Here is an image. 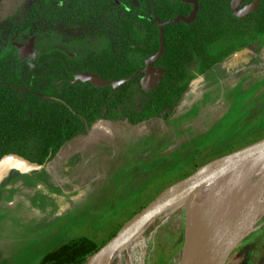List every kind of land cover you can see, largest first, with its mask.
<instances>
[{
  "label": "trees",
  "instance_id": "trees-1",
  "mask_svg": "<svg viewBox=\"0 0 264 264\" xmlns=\"http://www.w3.org/2000/svg\"><path fill=\"white\" fill-rule=\"evenodd\" d=\"M198 2L193 22L165 26L164 53L155 63L165 68L164 78L151 92L142 89V74L117 90L73 79L83 71L107 80L131 77L160 49L155 19L189 16L194 8L191 3L34 0L24 14L17 12L5 24L0 20V162L15 155L45 165L66 142L87 133L100 119L136 125L156 117L169 118L196 77L255 41H264V0L243 20L233 15L231 0ZM60 24L83 25L88 32L92 26V31L104 36L100 50L72 55L56 47V39L62 38L57 31ZM24 34L47 44L37 60L19 59L14 42L24 41ZM122 225L103 244L89 236L76 237L46 253L40 264H86Z\"/></svg>",
  "mask_w": 264,
  "mask_h": 264
},
{
  "label": "rangeland",
  "instance_id": "rangeland-1",
  "mask_svg": "<svg viewBox=\"0 0 264 264\" xmlns=\"http://www.w3.org/2000/svg\"><path fill=\"white\" fill-rule=\"evenodd\" d=\"M33 1H0V20L5 24L6 19L17 12L24 14ZM69 28L61 26L57 31L66 37L85 32L84 28ZM36 43L37 48L42 50L43 40L40 38ZM229 66L221 62L204 73L202 79L195 78L184 93L181 104L169 118L156 117L148 120V123L136 125L119 119L99 122L94 129L100 131L88 134L92 135L91 139L85 138L88 135H83L72 140V145L67 146V143L62 146L45 164L50 165L49 167L44 171L36 170V186L32 190L55 193L53 213L56 215L69 205L67 184L71 186L68 193L77 195L95 187L102 174L105 180L114 176L126 178L125 182L113 187L108 183V194H105L106 198L101 202L97 201L100 204H92L91 200L93 214L98 215L97 220L100 217L105 227L98 232L96 240L103 241L113 227H116L114 220L119 222L123 219L126 223L130 218L128 213L132 210L136 213L140 211L169 182L173 183L191 174L195 169L192 165L204 164V161L231 153L264 138V53L258 56L246 55L238 66H232L231 70L226 71L225 68ZM123 123L132 128L125 131ZM63 152L68 153V159L67 156L61 157ZM183 157L185 160L182 162ZM6 158L12 159L15 169L26 163L17 156H8L3 160ZM3 160L0 162V172ZM53 162L56 173L51 164ZM156 162H162L158 164V178L151 175ZM181 164V168H189L180 170ZM148 167L149 170L142 175L141 172ZM140 168H143L142 171ZM17 172L15 170L12 174ZM261 175L264 180L263 173ZM136 176L135 181H128ZM128 189H132V192L129 193ZM91 197L93 198V194ZM122 198L124 203L120 201ZM116 203L120 205L118 215L115 214ZM258 209L260 208L256 206L253 212ZM54 218L53 216L52 219ZM56 222L60 223V218L57 217ZM260 222H264V217ZM186 235V210L181 207L157 219L113 264H181ZM21 241L18 237L19 243L16 246L19 248L16 249L15 246L10 249V255L19 258L17 264H40L43 255L40 246L30 239ZM102 241L100 244L104 243ZM253 251H256L257 257L251 263L264 264V223L239 244L227 264H249ZM0 264L3 263L0 261ZM9 264L16 262L10 261Z\"/></svg>",
  "mask_w": 264,
  "mask_h": 264
},
{
  "label": "water",
  "instance_id": "water-1",
  "mask_svg": "<svg viewBox=\"0 0 264 264\" xmlns=\"http://www.w3.org/2000/svg\"><path fill=\"white\" fill-rule=\"evenodd\" d=\"M179 1L194 5L191 15H179L168 21H162L158 17L155 19L160 30V49L156 54L148 57L145 66L134 75L115 81L105 80L92 72H84L76 74L74 82L90 81L96 86L112 85L114 88H119L126 82L134 80L138 74L144 73L141 78L142 88L147 92L155 91L163 80L165 72L163 67L154 66V63L164 53V27L179 21L191 23L195 20L199 10L198 0ZM242 1H232L234 13L240 17L254 11L260 2V0H254L240 10L238 4ZM17 47L20 60L37 58L34 38L28 44H17ZM199 79H202V76ZM12 156L15 157V155ZM25 161L22 169L44 168V165ZM7 163L15 165L11 158L3 160L0 184L9 169ZM257 169H264V138L206 162L187 177L166 188L127 220L109 241L89 257L86 264H113L132 242L143 235L149 225L181 207L186 210L187 235L193 224L205 241L204 254L197 258L201 262L204 261L203 264H226L239 244L264 223L260 222L264 217V210L260 213L255 212L251 225L247 223L253 209L255 211L256 206H264V192L258 195V191L255 194L252 193L262 179V175L255 174ZM234 183L236 187L237 184L239 186L237 193L227 190V186ZM199 197L202 198L199 199ZM186 242L181 264L189 262L187 260L189 258L185 256Z\"/></svg>",
  "mask_w": 264,
  "mask_h": 264
},
{
  "label": "crops",
  "instance_id": "crops-1",
  "mask_svg": "<svg viewBox=\"0 0 264 264\" xmlns=\"http://www.w3.org/2000/svg\"><path fill=\"white\" fill-rule=\"evenodd\" d=\"M148 122L149 121H145L143 123ZM124 124L125 123H123V125ZM125 126V131L132 128L127 124H125ZM94 131L98 132L100 129H94ZM90 137H92V135H88L85 138L91 139ZM69 145L72 144L69 143L67 146ZM65 156H67L66 159L69 158L67 152H63L61 154V157ZM183 160H185V157L181 159L182 162ZM51 164L54 166V172L56 173L55 162ZM158 164H162V162L155 164L151 173V175L155 176L156 178L160 176L158 174L160 169ZM7 165L9 166V169L3 176V180L0 184V186L4 184V188L1 192L2 199L0 201L1 263L9 264L10 261L16 262V264L17 262L19 263V258L10 255L12 253L10 249L19 243L18 237L21 238L22 241H27L30 239V241L37 243L40 246V252L43 253L41 256L42 258L49 251L69 242L76 237L91 236L98 244L101 243L100 241L102 240H96V236L98 232L105 227L103 226L102 221H100V217L99 220H97L98 215L93 214L92 204H100L97 201L101 202L102 199L106 198L105 194H108V191L106 190L108 183L113 187L117 184L120 185L121 182H125L126 178L119 179L118 176H114L108 180H105L102 174L100 182L95 187L91 188V190L88 192L78 193L77 195L68 193L71 186L70 184H67L66 193L68 194L67 201L69 200V205H67L68 207L66 209H62L59 214L54 215L53 198L56 197L55 193H39L32 190L33 186H36L35 174L36 170L39 169H22V166L15 169V165L13 163H7ZM47 166L48 165H44L45 168H43V171L47 168ZM181 166L182 164L180 165V170L185 169L186 167L189 168L188 166L181 168ZM149 168L150 167L144 168L143 171V168H140V171H142L141 174L145 175ZM15 170L18 172L16 174H12ZM68 170H70V167H68ZM182 172L183 170L180 171L179 174ZM137 176L134 179L129 178L128 181H135ZM183 177L179 178L173 183L169 182L165 189L177 181H180ZM99 184L100 186H98ZM252 191H254V189ZM128 192L131 193L132 189H128ZM92 194L93 198L91 197ZM120 201L124 203L123 198L120 199ZM125 205L127 207V204ZM114 207L116 211L115 214L118 215L120 205L116 203L114 204ZM134 212L135 211L132 210L127 215H129L131 218ZM53 216L55 217L54 219H52ZM57 217L60 218V223L56 222ZM124 223L125 222L123 219L119 222L114 220L113 224H116V227H113L111 233L106 235L102 242H105L110 237V235ZM5 240L6 244H4ZM18 248L19 246H16V249ZM42 258L40 261H42Z\"/></svg>",
  "mask_w": 264,
  "mask_h": 264
},
{
  "label": "flooded vegetation",
  "instance_id": "flooded-vegetation-1",
  "mask_svg": "<svg viewBox=\"0 0 264 264\" xmlns=\"http://www.w3.org/2000/svg\"><path fill=\"white\" fill-rule=\"evenodd\" d=\"M232 1L233 0H231V2H230V5H231V8H232V13H233V15L235 16V17H237L238 19H240V20H243V19H246L251 13H254V11H256L257 10V8L259 7V5H260V2H261V0H260V2H259V5H258V7L254 10V11H252L251 13H248V14H245L244 16H242V17H240V16H237V15H235V13H234V8H233V6H232ZM254 0H243L242 2H240L239 4H238V9H244L245 7H246V5L247 4H249V3H252ZM183 2V1H182ZM185 3H187V2H185ZM196 19V18H195ZM156 21V20H155ZM157 22V21H156ZM158 23V22H157ZM190 24V23H189ZM61 26H67V25H59V26H57L58 28H60ZM167 26V25H166ZM67 27H70L69 29L70 30H72V29H80V30H82V28H84L85 29V32H83V34H74V35H70V36H68V37H66V36H62V38L60 39L59 37L56 39V42H55V46L56 47H58V48H61V49H64V48H67V49H64V50H66L67 52H70L72 55H80V54H84V52L86 51V50H88V51H95V50H100V46L102 45V38H104V36L102 35V34H98V33H95L94 31H92V29H93V27L92 26H89L88 28H89V32H88V29L85 27V26H83V25H80V26H67ZM57 28V29H58ZM165 28V27H164ZM165 30V29H164ZM24 41H20V42H14L15 43V45H16V47H17V44H19V43H22V44H28L29 42H30V40L32 39V38H34V49L36 50V53H37V58H35V59H32V58H24V59H22V60H25V59H29V60H37L38 59V57H39V55H38V52H40V51H43L46 47H48L47 46V44H43L44 46H43V48H42V50H39L38 48H37V43H36V41L38 42V40H37V38L38 37H36L35 35H33V36H28L27 34H24ZM63 43V44H62ZM85 43L86 44H88V45H85ZM60 45H63V47H60ZM17 49H18V47H17ZM38 49V50H37ZM262 53H264V41H259V40H257V41H255L253 44H250L249 46H248V48H246V49H240L239 51H237V52H235V53H233L232 55H230L226 60H224L223 61V63H225V64H228V65H230L227 69L225 68V70L226 71H228V70H231V68H232V66H238L240 63H241V59L244 57V56H258L259 54H262ZM263 56V55H262ZM162 57V56H161ZM160 57V58H161ZM159 58V59H160ZM20 59V58H19ZM158 59V60H159ZM157 60V61H158ZM156 61V62H157ZM262 61V60H261ZM155 62V63H156ZM154 63V66H156V67H162V66H160V65H156ZM145 66V65H144ZM143 66V67H144ZM142 68V67H141ZM140 68V69H141ZM164 68V67H163ZM139 69V70H140ZM165 69V68H164ZM84 72H91V71H83V72H79V73H84ZM92 73H94V72H92ZM165 73V72H164ZM76 74H78V73H76ZM76 74L74 75V79H73V82H74V80H75V76H76ZM96 74V73H95ZM140 74H142L141 75V78L144 76V73H140ZM98 75V74H97ZM99 76V75H98ZM163 76H164V74H163ZM203 76V75H202ZM101 77V76H100ZM198 77H201V76H198ZM103 78V77H102ZM141 78H140V85H141ZM164 78V77H163ZM197 78V77H196ZM105 80H107V79H105ZM121 80V79H120ZM79 81H81V80H79ZM115 81H117V80H115ZM82 82H84V81H82ZM88 82H90V81H88ZM74 83H77V82H74ZM84 83H87V82H84ZM90 83H92V82H90ZM127 83V82H126ZM161 83V82H160ZM93 84V83H92ZM94 85V84H93ZM124 85V84H123ZM96 86V85H95ZM106 86V85H105ZM110 86H112V85H110ZM122 86V85H121ZM120 86V87H121ZM97 87H102V86H97ZM113 88H114V86H112ZM119 87V88H120ZM142 87V86H141ZM119 88H114V89H119ZM143 89V88H142ZM144 90V89H143ZM145 91V90H144ZM145 92H147V91H145ZM151 92V91H150ZM104 120H106V119H100V120H98L90 129H89V131L87 132V133H84V134H80V135H78V136H76L75 138H73L72 140H75L76 138H79V137H82L83 135H88V134H90L92 131H94V128H95V126H97L98 125V123L99 122H101V121H104ZM72 140H70V141H68V142H66L65 144H69ZM64 144V145H65ZM63 145V146H64ZM211 160V159H210ZM209 160V161H210ZM205 164V163H204ZM198 167H195V169H194V171L197 169ZM4 188V184H2L1 186H0V201H1V199H2V189ZM236 250V249H235ZM234 250V251H235ZM233 251V252H234ZM252 251V250H251ZM235 253V252H234ZM230 256H232V254L230 255ZM254 257H257V253H256V251H253L252 252V256H250V260H249V264H252L251 263V260L254 258ZM229 260H230V257H229V259H228V261H227V263L229 262ZM226 263V264H227Z\"/></svg>",
  "mask_w": 264,
  "mask_h": 264
},
{
  "label": "bare ground",
  "instance_id": "bare-ground-1",
  "mask_svg": "<svg viewBox=\"0 0 264 264\" xmlns=\"http://www.w3.org/2000/svg\"><path fill=\"white\" fill-rule=\"evenodd\" d=\"M264 176V169H257L255 171V174H262ZM258 185V184H257ZM256 185V186H257ZM256 188V189H255ZM254 188V191L252 192L253 194H255L257 191V195L260 192H264V180H260L259 185L257 187ZM227 190L233 191L234 193H237L239 190V186L237 184H229V186H227ZM256 195V196H257ZM202 197H199V199H201ZM258 209L256 212L260 213L264 210V206H257ZM256 213L253 212V214H251L249 220L247 221V223L249 225H251L252 223V217L255 215ZM200 233L197 231V229L195 228V226L192 224V226L189 228V233L187 235V242H186V249H185V256H187L189 259V262L187 264H203L204 261H200L199 256H201L202 254H204V248H205V241L204 238L199 235ZM140 258V257H139Z\"/></svg>",
  "mask_w": 264,
  "mask_h": 264
}]
</instances>
